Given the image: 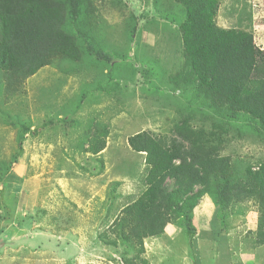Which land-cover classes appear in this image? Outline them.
<instances>
[{
  "label": "trees",
  "instance_id": "obj_1",
  "mask_svg": "<svg viewBox=\"0 0 264 264\" xmlns=\"http://www.w3.org/2000/svg\"><path fill=\"white\" fill-rule=\"evenodd\" d=\"M158 1L152 0L153 6L143 9L132 3L133 24L124 20L117 29L133 37L137 23L143 19L167 20L178 27L182 64L166 78L189 95L190 111H184L167 133L157 135L143 130L125 136L128 148L143 155L145 189L121 205L108 233H116L129 243L124 264H150L141 257L145 240L167 237L166 227L173 224L177 227L175 233L186 232V250L191 252L194 264H199L200 251L193 250L197 244L193 217L205 197L217 213L209 230L213 235L226 232L224 239L229 225L226 213L252 202L259 211L255 243L264 244V158L256 163L241 161L238 166L231 154L224 153L232 139L252 136L264 142V49L256 43L252 13L238 11L241 0ZM116 3L123 0H101V6L93 0H0V117L4 124L16 126L20 121L13 107L27 94L25 81L44 67H60L64 62L81 68L79 81L84 88L72 110L67 103L61 104L65 113L54 110L49 116L51 106L47 103L49 123L58 126L62 121L71 122V115L112 101L110 94L114 95L116 88L110 83L104 87L101 76L103 80L106 75L111 77L118 60L130 57L123 50L125 55L118 53L116 47L108 48L107 41L115 30L107 26L109 18L102 16L101 7ZM221 12L228 15L224 21ZM235 12L237 21L228 23L226 18H235ZM133 65L136 74L141 68L142 73L164 78L157 70ZM101 90L109 94V100L108 96L99 100ZM216 116L230 119L221 122L215 120ZM238 118L244 120L234 130L238 137L230 136L229 120ZM77 122L74 117L72 123ZM60 127L67 129L68 124ZM31 128V124L23 123L16 132L19 152L14 151L10 159H0L1 184L3 176L11 175L12 161L17 162L22 155V143ZM110 136L106 122L89 121L79 143L80 151L95 156L103 168L102 151ZM121 183L114 182L110 192H118ZM14 198L19 202V197ZM1 199L0 224L4 211H10ZM218 222L222 230L215 233ZM106 234L104 231L100 238ZM105 242L118 244L114 239ZM130 248L137 252L130 254Z\"/></svg>",
  "mask_w": 264,
  "mask_h": 264
},
{
  "label": "rangeland",
  "instance_id": "obj_2",
  "mask_svg": "<svg viewBox=\"0 0 264 264\" xmlns=\"http://www.w3.org/2000/svg\"><path fill=\"white\" fill-rule=\"evenodd\" d=\"M93 1L101 6V0ZM158 2L168 4L169 0ZM258 2L256 11L249 8L252 7L249 2L242 4L243 8L239 5L238 11L242 8L252 13L254 34L264 47V0ZM117 3L101 7L102 16L109 18L107 26L115 30L107 41L108 48L116 47L118 53L125 55L126 52L130 57L118 60L111 77L105 74L103 80L101 76L104 87L110 83L116 88L114 95L110 94L111 102L104 99L109 94L101 90L99 100L105 102L89 107L83 114L71 115V122L62 121L58 126L49 123L45 118L50 120L52 111L66 112L60 108L63 102L72 110L84 88L79 81L83 74L81 68L64 62L60 67H44L25 81L27 94L17 99L13 107L20 120L16 126L4 124L0 117V159H10L14 151L20 150L17 129L23 123L32 125L23 140L22 155L17 162L12 161L11 175L3 176V184L0 183L2 205L10 207L9 212L4 211V221L0 224V264H124L129 243L116 233H108V228L121 205L145 189L143 155L128 148L125 136L143 130L157 135L167 133L184 111H190V106L189 95L180 92L166 78L182 64L181 47L176 45L175 39H171L170 51L165 52L168 31L161 28L159 22L169 21L143 19L130 37L124 30L119 32L118 24L124 20L132 22V3L150 8L153 2L123 0ZM225 16L227 13L221 12L220 19L224 21ZM167 52L170 63L165 62L166 56L162 55ZM133 63L157 70L164 78L153 76L151 72L150 76L145 71L142 73L141 68L136 74ZM47 103L51 106L49 116ZM74 117L78 119L75 124L72 123ZM226 119L230 118H215L221 122ZM89 121L106 122L111 131L109 148L102 152L103 168L95 156L83 154L79 148ZM229 122L232 126L230 136H237L234 130L244 120L238 118ZM66 124L67 129L60 127ZM224 153L231 154L238 166L241 161L242 164L256 163L264 158V142L252 136L232 139ZM117 181L122 182L119 192L116 189L111 193L110 188ZM15 196L19 197V202ZM207 198L196 206L193 217L197 242L193 250L200 251L199 264H264V244L255 243L257 207L248 202L244 208L230 209L226 213L228 237L224 239V231L213 235L209 230L210 221L217 218V213ZM173 226L166 227L167 237L145 240L141 257L149 259L151 264H194L190 251L186 250V232L175 233L177 227ZM214 228L215 233L222 230L219 222ZM104 231L107 234L102 239L100 235ZM111 239L118 244L112 246L105 242ZM172 240L174 248L167 245ZM136 252L137 249L130 248V254Z\"/></svg>",
  "mask_w": 264,
  "mask_h": 264
},
{
  "label": "crops",
  "instance_id": "obj_3",
  "mask_svg": "<svg viewBox=\"0 0 264 264\" xmlns=\"http://www.w3.org/2000/svg\"><path fill=\"white\" fill-rule=\"evenodd\" d=\"M248 2L250 3V6L252 5V7H249L252 11L254 10V11H256V10H258V8H257V6H259V2H258V0H241V2H240V5L242 6V4H243V6L244 5H247L248 4ZM243 6H242V8H243ZM241 8V9H242ZM253 17V16H252ZM233 19H234V22H236L237 21V16H235V18H232V16L231 17H227L226 18V21L228 22V23H231L232 21H233ZM253 22V21H252ZM160 23V26H161V28H163L164 30H166V31H168V33H167V39H165V41H166V46H167V48L165 49V52L168 50V52L170 51V42H171V39H175L176 40V45L177 44H179V46L182 48V36H181V34H180V30L178 29V27L176 26V25H174V26H176V27H173L172 25H171V22H159ZM171 32V33H170ZM255 40H256V43L260 46V47H262L263 49H264V47L263 46H261V44L259 43V39H258V36H257V34H255ZM261 40V39H260ZM168 52L167 53H163L162 55H165L166 56V61L165 62H167V63H170V61H168L169 59H171V57H169V54H168ZM180 54H181V52H180ZM171 69V68H170ZM179 69V68H178ZM177 69V70H178ZM172 70V69H171ZM172 71H174V70H172ZM62 115V114H61ZM60 115V116H61ZM47 121H49L47 118H45ZM40 133H39V140H41L40 139ZM40 142V141H39ZM109 145H110V142L108 141V146L102 151V152H104L105 150H107L108 148H109ZM114 183V182H113ZM119 188V187H118ZM118 192H119V189H118ZM169 226H173V224L172 225H170L169 224ZM174 227V226H173ZM220 235V234H219ZM225 235H226V232H225V234L222 236V237H225ZM172 241H174V240H172ZM172 241H169L168 243H167V245H169L170 246V248H174V246H176V245H174L173 243L174 242H172ZM181 254H184V252H182ZM181 254H179V256L181 255ZM149 260V259H148ZM149 263L151 264V261L149 260Z\"/></svg>",
  "mask_w": 264,
  "mask_h": 264
}]
</instances>
